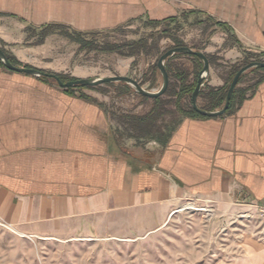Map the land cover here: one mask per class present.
Segmentation results:
<instances>
[{
  "label": "crops",
  "instance_id": "crops-1",
  "mask_svg": "<svg viewBox=\"0 0 264 264\" xmlns=\"http://www.w3.org/2000/svg\"><path fill=\"white\" fill-rule=\"evenodd\" d=\"M138 21L163 29L182 23L184 42L210 59L205 93H223L243 59L264 58V0H0V44L18 66L61 74L60 64L44 61L51 37L89 52L72 36L90 42ZM138 56L123 60L119 74L158 86L155 64L149 78L136 77ZM167 67L169 91L159 101L121 84L130 100L120 106L101 88L77 94L0 64V228L36 243L124 228L114 217L127 213L137 214L135 228L154 229L182 199H210L222 209L263 204L264 78L239 84L245 98L225 116H191L175 104L176 74L192 82L201 63L182 54ZM207 103L199 97L200 107ZM240 248L213 264H264V237Z\"/></svg>",
  "mask_w": 264,
  "mask_h": 264
},
{
  "label": "rangeland",
  "instance_id": "rangeland-1",
  "mask_svg": "<svg viewBox=\"0 0 264 264\" xmlns=\"http://www.w3.org/2000/svg\"><path fill=\"white\" fill-rule=\"evenodd\" d=\"M180 24H168L167 29H163L138 21L113 33L89 36L88 39L94 45V51L89 52L81 51L78 45L66 37L53 36L43 53L46 56L44 61L50 66L60 64L57 70L61 71V74H57L52 68L45 72L61 75L65 81L121 75L119 73L122 70V61L131 56L123 57L101 51L110 44H116L122 46L123 52H130L128 44L145 38L148 39V46L137 54L139 56L136 58L135 68L140 70L136 77L141 79L145 75L149 78V67L155 64L160 84L153 88L143 86L150 91H158L163 85V76L157 64L162 54L176 47L168 34L184 41L185 33L178 32L180 26H183ZM210 34L206 38H209ZM0 46L3 48L1 44ZM243 60L241 67L253 61V58L247 63ZM2 65L5 67L3 63ZM245 74L240 83L242 88L254 86L264 77V72L259 70H250ZM49 80L56 88H62L53 78L49 77ZM113 84L111 87L100 85L96 88L109 91L117 98L120 106H127L130 99L125 94L126 91L117 90L118 86L125 83ZM68 90L80 94L89 89L76 87ZM191 205L200 210L187 209ZM173 210L163 223L150 230L135 228L137 214L127 213L123 217H114V221L124 225V228L116 227L105 233L93 231L88 235L78 234L71 238L36 243L17 239L14 232L0 228V252L5 264H213L239 251L246 239L262 236V225L255 204L242 205L234 202L222 209L210 199L194 197L179 200L174 204ZM148 217V214L142 213L141 222L146 224Z\"/></svg>",
  "mask_w": 264,
  "mask_h": 264
},
{
  "label": "water",
  "instance_id": "water-1",
  "mask_svg": "<svg viewBox=\"0 0 264 264\" xmlns=\"http://www.w3.org/2000/svg\"><path fill=\"white\" fill-rule=\"evenodd\" d=\"M176 54H186V55H193L201 59L203 63V67L199 72L198 76V81L196 88L192 94V103H193V109L200 113L203 116H208V117H221L225 116L227 114V111L230 107V102L232 99V96L239 84V80L241 77L248 71L255 69V68H264V61L256 60V61H251L245 65H243L237 73L234 75L228 92L227 96L225 99V103L223 107L219 110H207L199 106L198 104V99L200 92L205 85V82H207L210 74V60L208 56L200 51L196 50L192 47L189 46H176L173 47L169 50H167L162 56L160 57L158 61V68L163 76V85L158 91H150L135 78H132L130 76L126 75H114V76H109V77H99V78H79V79H74V80H69V81H64L62 78L57 75V74H51L36 68L32 67H25V66H18L15 65L11 62L9 59L8 54L5 52V50L0 46V61L5 65L6 68L17 71L20 73H26L29 75H34V76H45V77H51L53 78L60 87L62 88H76V87H97L100 85L104 84H109V83H116V82H123L127 84L129 87H131L134 91H136L138 94L142 96H146L149 98H157L160 96H163L170 84V74L167 69V61L173 57Z\"/></svg>",
  "mask_w": 264,
  "mask_h": 264
},
{
  "label": "trees",
  "instance_id": "trees-1",
  "mask_svg": "<svg viewBox=\"0 0 264 264\" xmlns=\"http://www.w3.org/2000/svg\"><path fill=\"white\" fill-rule=\"evenodd\" d=\"M159 23L160 22H157V25H159ZM164 34H167V33L164 32ZM168 35L172 37V39H173V41H174V43H175L176 46H184L185 45L184 41L182 39L178 38L177 36H174L173 34H168ZM72 39H74L75 41H77L78 43H80L82 45V47H84V48L87 47V48H91L92 49L93 46H94L93 43L87 42L86 40H84V38L79 37V36H72ZM128 46H130V48H131V51L130 52H123L122 46L116 45V44H110V45L106 46L104 48V50L111 51V52H118V53H120L121 55H124V56H133V55H137L138 53H140L141 49H146L147 48V46H148V39L143 38L141 40H138V41H135L133 43L128 44ZM177 55H182V54H177ZM262 56H263L262 54L257 55L258 58L254 57L253 58V61L254 60L264 61V58H262ZM193 57L195 59H197L201 63V67L195 73L192 82H186V80H187V77L186 76H183V75H180V74H176V77L180 80L181 85H180L179 90L176 92L175 104H176L177 108L180 111H183L185 114H188V115H191V116H201V117H204L200 113L196 112L193 109L192 94H193V92H194V90L196 88V85H197L199 72H200V70L203 67V63H202L201 59L198 58V57H196V56H193ZM9 59L11 60V62L13 64L18 65V62H17V60L14 57L9 56ZM249 59L250 58H246L245 60H243L244 63H247ZM0 63L2 64L1 61H0ZM240 68H241L240 65H233L232 66V70L230 72L229 81H228L229 84L226 86V89H225V91L223 93H220V91H216L214 89H209V91L207 93H205V90H204L205 85L203 86V88H202V90L200 92L199 97H204L205 99H207L208 103L204 107H202V108L207 109V110H215L217 107H221V106L224 105L225 99H226V96H227V92H228V89H229V86H230V83H231L234 75L237 73V71ZM167 69H168V67H167ZM257 70L264 72V68H255V69H253L251 71H257ZM168 72H169V69H168ZM245 76H246V74H244L241 77V79L239 80V84L243 81V78ZM60 77L62 78V80L65 81V78L63 76L60 75ZM263 78H261L257 82V84ZM108 85H114V84L113 83H109ZM123 85L128 90H132V88L129 87L127 84H123ZM79 87H81V86H79ZM81 88H89V87H81ZM168 91H169V88H168V90H167L166 93H168ZM184 98L187 99L188 103H187V105H184L183 106L182 105V100ZM244 98H245V91L244 90L242 91L240 88H236V90H235V92H234V94L232 96V99H231V102H230V107H229L227 113L232 108H234L235 106L239 105L240 102ZM160 99H161V96L155 98L156 101H159ZM155 113H157V110H154V113H152V115L155 114Z\"/></svg>",
  "mask_w": 264,
  "mask_h": 264
},
{
  "label": "built area",
  "instance_id": "built-area-1",
  "mask_svg": "<svg viewBox=\"0 0 264 264\" xmlns=\"http://www.w3.org/2000/svg\"><path fill=\"white\" fill-rule=\"evenodd\" d=\"M256 207L258 209L259 219H260L261 225H262V236L261 237H264V203L263 204H257Z\"/></svg>",
  "mask_w": 264,
  "mask_h": 264
},
{
  "label": "bare ground",
  "instance_id": "bare-ground-1",
  "mask_svg": "<svg viewBox=\"0 0 264 264\" xmlns=\"http://www.w3.org/2000/svg\"><path fill=\"white\" fill-rule=\"evenodd\" d=\"M187 209H190L191 211H192V210H193V211H194V210H195V211H196V210H200V208H197L196 206H193V205L188 206ZM210 215H211V214H210Z\"/></svg>",
  "mask_w": 264,
  "mask_h": 264
}]
</instances>
